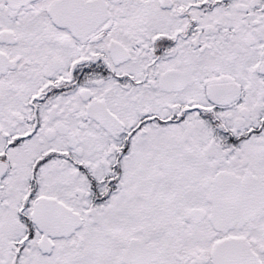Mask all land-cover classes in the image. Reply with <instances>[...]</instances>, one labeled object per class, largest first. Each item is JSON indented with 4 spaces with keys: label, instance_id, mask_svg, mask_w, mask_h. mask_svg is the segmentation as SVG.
Here are the masks:
<instances>
[{
    "label": "snow or ice",
    "instance_id": "obj_1",
    "mask_svg": "<svg viewBox=\"0 0 264 264\" xmlns=\"http://www.w3.org/2000/svg\"><path fill=\"white\" fill-rule=\"evenodd\" d=\"M0 264H264V0H0Z\"/></svg>",
    "mask_w": 264,
    "mask_h": 264
}]
</instances>
